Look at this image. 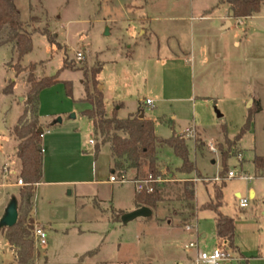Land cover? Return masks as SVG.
Returning <instances> with one entry per match:
<instances>
[{"label": "rangeland", "instance_id": "obj_1", "mask_svg": "<svg viewBox=\"0 0 264 264\" xmlns=\"http://www.w3.org/2000/svg\"><path fill=\"white\" fill-rule=\"evenodd\" d=\"M14 2L33 38V48L20 64L28 72L34 64L37 79L55 75L59 79L39 95L40 116L49 127L45 129L50 130L44 139L50 144L45 168L59 179L97 181L83 185L42 184L36 188L33 208V203L21 196L26 185L24 181L18 184L21 175L0 171V184L9 186L2 192L4 200L15 195L19 217L27 214L37 218L46 229V246L36 243L33 231L30 235L40 254L36 264H195L198 248L213 250L220 244L215 212L201 207L209 200L208 191L213 193L214 184L222 183L227 184L222 211L235 218V239L241 253H235L230 243L232 250L228 252L232 258L221 264H264V250L260 247L264 242V201H260L264 197V178L227 179L230 170L254 176V155L264 154V3L255 16L243 21L234 18L232 26L221 28L220 16L226 7L220 0ZM43 30L53 34L55 44L41 33ZM78 52L83 53L82 60L77 59ZM66 60L74 69L63 68ZM18 62L16 51L0 48V136L6 137L8 128L16 124L21 106L24 112L27 108L28 94L23 91L27 86L14 67ZM97 67H101L97 79L104 87L108 112L114 101L122 100L126 106L119 111L120 116H125L127 109L141 101L155 121L158 136L170 138L176 133L185 137L189 158L197 168L191 173L179 171L183 160L173 147H159L161 176L170 178L159 186L165 200L151 217H139L126 224L122 215L137 201L135 185L110 183V146L102 145L108 136L101 135V150L91 153L94 147L89 139L95 137L83 113L90 105L84 100L85 69L89 70L91 82V70ZM9 82H14L16 93L19 91L15 99L4 92ZM66 82L72 85L71 93ZM195 89V97L190 98ZM248 97L256 98L250 106ZM144 98H152L154 106H148ZM258 100L262 110L237 140L250 108ZM57 117L62 122L51 125ZM197 130L208 141L220 136L224 139L207 143ZM193 132V136H187ZM195 144H201L206 152L196 149ZM8 153L7 144L0 147V167ZM215 154L216 164L212 162ZM223 155L228 166L220 175L224 170ZM196 172L203 182L196 184L178 176ZM173 173L176 175L171 178ZM140 176L148 177L147 171ZM205 184L212 185L207 189ZM257 184L263 191L251 200L248 190ZM186 185L196 186L198 207L194 213L188 201L180 199ZM237 190L249 199L247 217L238 208L234 195ZM168 219H174V223L169 225ZM189 224L195 227L193 233L186 228ZM1 232L6 233V229ZM1 232L0 261L9 262L13 255L16 260V253L12 255L6 235ZM192 241L199 247L187 248Z\"/></svg>", "mask_w": 264, "mask_h": 264}, {"label": "trees", "instance_id": "obj_2", "mask_svg": "<svg viewBox=\"0 0 264 264\" xmlns=\"http://www.w3.org/2000/svg\"><path fill=\"white\" fill-rule=\"evenodd\" d=\"M227 2L232 11V17L235 19H245L260 11L264 0H222ZM33 31H39L33 29ZM42 34L46 35L51 44H55L53 34L49 30H43ZM7 43H13L18 53V63L15 64L17 74H20L25 68L20 64V60L29 53L33 48L32 32L25 28L21 20L20 12L14 0H0V46ZM35 65H31L29 69L28 81L31 84L28 92L25 112L20 116L18 124L13 130V135L19 141L18 157L22 162L21 178L25 182L24 188L21 189V196L30 202L34 195L36 184L41 182L43 178V147L42 135L43 125L39 121V95L40 92L59 81L58 76H46L37 79L35 75ZM63 68H73L72 65L65 61ZM101 67L92 68V79L89 80V70L85 69V98L91 109L84 110V115L90 117L94 121L95 130L99 135H107L103 142L110 141L114 156L116 157L117 166L123 169L124 162L129 164L130 168H134L139 174L146 172L147 174L159 176L161 175L158 166V149L161 146L168 145L173 147L177 155H179L183 164L179 171L191 173L197 170L195 164L189 158L188 145L182 134L174 133L170 138H162L155 132L154 121L141 117V113L128 117H118L116 109L112 117L106 116V107L102 88L99 86L97 75ZM67 83V90L72 92V85ZM14 82H10L4 89L5 93H12ZM262 110L260 101H256L254 106L250 108L247 123L244 125L241 133L238 135L239 140L242 135L249 129L255 114ZM29 114L33 117L29 118ZM124 160V161H123ZM222 162L224 170L220 174H224L227 169V162L223 155ZM254 163L257 169L264 168V156H256ZM226 184H214L213 198L205 203L202 209H211L216 213V229L217 237L220 239H228L231 244L235 238V218L226 215L221 211L224 205V191ZM180 199L188 201L190 209L196 210L195 191L190 185H186ZM136 202L138 206H148L156 209L160 202L165 200L164 195L159 189L152 193L146 190L136 193ZM194 215V214H193ZM36 222L33 217L20 216L15 226L6 229V238L11 246L16 249V260L11 264H36L39 260V250L35 249L34 239L30 235L34 229ZM47 264V262L45 263Z\"/></svg>", "mask_w": 264, "mask_h": 264}, {"label": "crops", "instance_id": "obj_3", "mask_svg": "<svg viewBox=\"0 0 264 264\" xmlns=\"http://www.w3.org/2000/svg\"><path fill=\"white\" fill-rule=\"evenodd\" d=\"M222 3L221 4H223V5H225V7H226V10H225V14L223 15V16H220V18H221V20H222V23H221V28H228V27H230V26H232V19H234L233 17H232V11H231V7H230V5L227 3V2H223L222 0H220ZM256 15V13L255 14H253L252 16H255ZM252 16H250V17H252ZM250 17H248V18H250ZM247 19V18H246ZM237 21H243L244 19H236ZM26 28V27H25ZM27 29V28H26ZM28 30V29H27ZM156 33V32H155ZM150 34L152 35H154V32L153 31H150ZM1 47H5V48H12V50L13 51H16V49H15V46H14V44L13 43H7V44H5V45H3V46H0V48ZM17 52V51H16ZM173 53H175L174 51H173ZM176 54V56H178L179 54H177V53H175ZM217 56H219L220 57V53H217ZM12 62V61H11ZM11 62H9V66L11 67V66H13V62H12V64H11ZM26 68V67H25ZM21 76L19 79H20V81L22 82L23 80H24V85L26 84V86H27V89H23V91H25V92H27V94H28V92L30 91V88H31V84L29 83V81H28V76H29V72H28V70L27 69H25L23 72H21L20 74H17V76ZM36 75V74H35ZM37 77H39V76H37ZM39 78H42V77H39ZM18 79V78H17ZM14 82H15V84L17 83V81L14 79ZM10 83V82H9ZM15 84H14V87H13V91H12V93H11V96H13L14 97V99H15V97L17 96V95H19L18 93H19V91H17V93H16V91H15ZM6 87H4L3 89H5ZM101 88L103 89L104 87L101 85ZM195 95H196V89H195V93L193 92L192 93V95H191V97L190 98H194L195 97ZM250 97H248L247 98V100H248V104H249V102H250V100H254V99H256V98H254V97H252V98H250ZM23 99V97H21L20 98V100H22ZM147 99H151L152 101H153V103L152 104H147L146 103V100ZM144 101H145V103L148 105V106H154V100L152 99V98H144ZM258 101H260V100H258ZM115 102H119L120 104L119 105H117V104H115ZM260 103H261V101H260ZM126 106V104H125V102L124 101H122V100H119V101H114V103H113V106H112V108H111V110H110V112L111 113H109L108 112V110H107V106H106V104H105V107H106V116L107 117H112V115H113V112H114V110L116 109V111H117V114H118V117H120V118H128V117H131V116H134V115H136V114H138L139 112L140 113H142V112H144V114H145V118H147V119H151V120H153L154 121V119L153 118H151L147 113H146V110H145V107H143L142 106V104H141V101H139V103L138 104H136V105H134V107H133V109H127L125 112V116H120V111L119 110H121L122 108H124ZM261 107H262V104H261ZM92 108V105L90 104L89 105V108L88 109H91ZM21 111H20V114H19V116H18V119H17V122H16V124L14 125V126H12V127H9L8 128V135L5 137V136H0V147L1 148H3V145H8V147H9V153L7 154V159H6V162L0 167V171L1 170H3V169H5L6 170V172H10V173H16L17 175H20V172H21V169H22V162H21V159L18 157V144H19V141L16 139V137L12 134L13 133V130H14V128H15V126L18 124V120H19V118H20V116L23 114V108H22V106H21ZM38 115H39V121L41 122V124L43 125V135H42V147H43V154H44V159H43V178H42V180H41V182H39L38 184H36V188L37 187H40L42 184H60V185H69V184H75V185H83L84 183H87V182H97L96 180H84V179H77V180H67V179H59V177H56V175H54V174H52L51 173V175H49V173L47 172V170H46V168H45V161H46V157L48 158L49 157V149H50V144H47V142L44 140L45 139V136H46V134H49L50 133V130L49 129H47V128H49L48 127V125H45V123H44V121H43V119H42V117L40 116V111L38 112ZM86 116V115H85ZM222 116V115H221ZM89 120H90V122H91V125H92V133H91V135L92 136H94L95 138H90L89 139V144L90 145H92L94 148L91 150V153H96V154H98L99 153V150H101V147H100V144H99V141L101 140V135H99L97 132H96V130H95V126H94V121H93V119H91L90 117H88V116H86ZM155 122V121H154ZM45 126L47 127L46 129H45ZM197 132V134L200 136V138H202L205 142H207V143H212V142H215V141H221V140H223L224 139V136H220V137H218V138H216V139H213V140H207V138H206V136H204L203 135V133L202 132H200V131H196ZM91 140H94V143L93 142H91ZM104 144H108L109 146H110V170H111V173L113 174V173H120V172H124L126 175H127V177L130 179V181L129 182H126V183H132V184H134L135 185V182H134V180H138V179H142V177L140 176L141 174H139L138 173V171L136 170V169H134V168H130L129 167V164L127 163V162H124V167H123V169H121L120 167H118L117 166V162H116V157L114 156V154H113V151H112V147H111V142L110 141H106V142H103V140H102V145H104ZM195 146H196V149H199L200 151H202L203 152V154H204V152H206L204 149H203V146L201 145V144H199V145H197V144H195ZM235 146L237 147V144H235ZM240 148V147H239ZM211 153V152H210ZM216 155V154H215ZM217 156V155H216ZM256 156H264V154H255L254 155V158L256 157ZM219 157H221V156H219ZM254 158H253V160H252V165H253V168H254V176L253 175H246L247 176V178L245 179V180H247V181H252L253 179H254V177L256 178V179H263L264 178V168H262V169H257L256 168V166H255V163H254ZM221 159V158H220ZM124 161V160H123ZM240 161V160H239ZM212 162L214 163V164H216L217 162H218V156L216 157V158H212ZM243 162H244V158H243V160L242 161H240V163H241V165L243 164ZM160 164V162H159V157H158V165ZM15 166V167H14ZM12 167V168H11ZM246 173L245 174H247V171H245ZM176 174L175 173H173V174H170V177L172 178V177H174ZM49 176H51V177H49ZM180 178H184V179H187V180H191V181H195L196 182V184L198 183V181H202V179L200 178V177H198V174H197V172H196V175H189V174H182V175H178ZM48 178H52V179H48ZM17 180H18V177H17ZM203 182V181H202ZM111 184H119V183H112V182H110ZM125 184V183H124ZM15 185H17L18 186V184H15ZM209 185H212V184H208V185H206L205 184V186H206V188L208 189V187H209ZM227 185V184H226ZM6 187H9V186H6V184H0V219H1V217L3 216L2 215V213H3V211L5 210V208H6V206H7V204H8V200H4V198L2 197V192L6 189ZM36 188H35V191H36ZM137 191V189H136V186H135V192ZM194 191H195V200H194V204L195 205H197V207H198V203H197V198H196V186H195V188H194ZM223 191H224V189H223ZM263 191V189L261 188V186L259 185V184H257L256 186H252V187H250L249 188V190H248V195H249V197H250V199L251 200H256L257 199V197H258V192H262ZM212 194L208 191V194H209V200L207 201V202H209L212 198H213V195H214V189L212 190ZM234 195H235V197H236V199L238 200V208L241 210V214L242 215H244L245 217H247L248 215H250V212L249 211H246L245 209H247V208H249L250 207V203L246 206V207H241L240 206V199L241 198H247V197H243V194H242V192L240 191V190H237V191H235V193H234ZM13 196H15V195H13ZM36 197H37V195H36V192L34 193V195L31 197V199H30V201L33 203V208H34V205H35V201H36ZM11 199V198H10ZM264 197H261V199H260V201L261 202H263L264 200ZM206 202V203H207ZM2 204H3V206H2ZM261 209L263 208V205L261 204ZM137 208H139V206H138V203H134V206L132 207V209H130L129 211H126V212H124L123 214H125V213H128V212H132V211H134V210H136ZM152 209V208H151ZM153 210V214H154V209H152ZM221 211H222V207H221ZM223 212V211H222ZM224 214H226V215H229L228 213H225V212H223ZM4 214V213H3ZM196 215H198V210L196 211V213H195ZM263 214H264V211H263ZM216 213H215V217H214V219H215V232H216V235H217V229H216ZM229 216H231V215H229ZM196 218H197V216H196ZM240 218V217H239ZM35 222L36 223H39V221H38V219L37 218H35ZM172 223H174V219H168V224L169 225H172ZM40 224V223H39ZM235 228H236V221H235ZM2 230H0V232H1ZM1 233H3L4 235H5V232H1ZM203 237H206V234H203L202 235ZM219 239V238H218ZM8 246H9V248H10V250H11V252H12V255L14 254V253H16V250H15V248L13 247V246H11L10 244H9V242H8ZM231 247L233 248V250H234V252L235 253H241V247L237 244V242H236V239L234 238V243L231 245ZM260 247L264 250V242L262 243V242H260ZM232 250V249H231ZM15 260V257H14V255H13V257H12V259H11V261H9V262H4V261H0V264H11L13 261Z\"/></svg>", "mask_w": 264, "mask_h": 264}, {"label": "built area", "instance_id": "obj_4", "mask_svg": "<svg viewBox=\"0 0 264 264\" xmlns=\"http://www.w3.org/2000/svg\"><path fill=\"white\" fill-rule=\"evenodd\" d=\"M83 53L78 52L77 54V59L82 60L83 59ZM147 104H152L153 101L151 99L146 100ZM194 135L193 133L187 134L188 137H191ZM91 142L94 143V140H91ZM211 149L213 151H216L214 146H211ZM236 177L244 178L246 179L247 176L242 172H236L235 170H230L228 172L227 179H233ZM170 178H163L161 175L159 176H154L152 174L148 175V177L144 179H138L134 180L135 186L138 192L146 190L149 193L154 192L155 190L159 189V186L163 183H165L167 180ZM217 180H220V176L216 177ZM110 182L112 183H119V184H124L126 182H129L130 179L127 177V175L124 172L120 173H113L110 176L109 179ZM19 185H23L24 182L20 178L18 180ZM240 206L241 207H246L249 204V199L248 198H241L240 199ZM186 228L190 229L192 233L194 232V226L193 225H187ZM33 235L35 238V241L38 245L40 246H46L47 245V233L45 227H43L41 224L39 225L38 223L35 224L34 229H33ZM220 244L218 243V246L215 247L213 250H200L199 244L195 241L190 242L188 245H186L187 248H198V253L195 259V264H221V262L232 258L230 256V253L228 252V249L230 250V242L228 239H221Z\"/></svg>", "mask_w": 264, "mask_h": 264}, {"label": "water", "instance_id": "obj_5", "mask_svg": "<svg viewBox=\"0 0 264 264\" xmlns=\"http://www.w3.org/2000/svg\"><path fill=\"white\" fill-rule=\"evenodd\" d=\"M109 33H110V30H109V28H107L105 34L108 35ZM252 101L253 100H250L249 106H250V103ZM73 116L75 117V114H73ZM140 116L144 117L145 116L144 112H142ZM218 116H221V114L219 112H218ZM61 122H62V118L57 117L51 123V125H55V124L61 123ZM152 215H153V210L150 207L141 206L132 212H128V213L123 214L122 215V221L124 224H126L132 220L139 218V217H146L147 218V217H151ZM18 218H19L18 199L16 196H12L11 199L9 200L7 206H6V209H5L3 216L0 219V230L15 226L18 222Z\"/></svg>", "mask_w": 264, "mask_h": 264}]
</instances>
